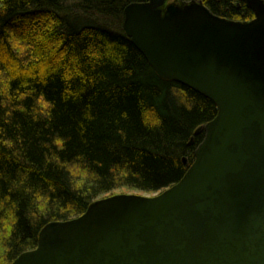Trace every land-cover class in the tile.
Masks as SVG:
<instances>
[{
  "label": "trees",
  "instance_id": "16d2710c",
  "mask_svg": "<svg viewBox=\"0 0 264 264\" xmlns=\"http://www.w3.org/2000/svg\"><path fill=\"white\" fill-rule=\"evenodd\" d=\"M147 1L0 0V264L47 225L120 190L161 193L193 163L217 107L125 35L124 9ZM174 1L254 18L243 0Z\"/></svg>",
  "mask_w": 264,
  "mask_h": 264
},
{
  "label": "water",
  "instance_id": "95a60500",
  "mask_svg": "<svg viewBox=\"0 0 264 264\" xmlns=\"http://www.w3.org/2000/svg\"><path fill=\"white\" fill-rule=\"evenodd\" d=\"M133 3L125 35L163 80L217 107L184 177L47 225L12 264H264V0L233 22L200 2Z\"/></svg>",
  "mask_w": 264,
  "mask_h": 264
},
{
  "label": "rangeland",
  "instance_id": "374dc122",
  "mask_svg": "<svg viewBox=\"0 0 264 264\" xmlns=\"http://www.w3.org/2000/svg\"><path fill=\"white\" fill-rule=\"evenodd\" d=\"M170 3H175V1L174 0H169L168 4H170ZM175 4H177V3H175ZM121 194H124V195H136V196H142V197H153V196L158 195L159 193L158 194H146V193H140V192H129V191H126V190H120V191L115 192L114 195H121ZM114 195H112V196H114Z\"/></svg>",
  "mask_w": 264,
  "mask_h": 264
}]
</instances>
